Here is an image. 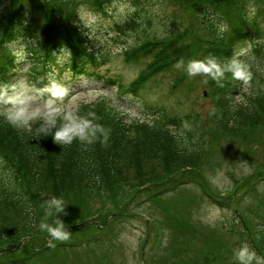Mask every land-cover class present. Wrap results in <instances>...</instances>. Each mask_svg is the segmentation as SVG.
<instances>
[{"label": "trees", "instance_id": "obj_1", "mask_svg": "<svg viewBox=\"0 0 264 264\" xmlns=\"http://www.w3.org/2000/svg\"><path fill=\"white\" fill-rule=\"evenodd\" d=\"M110 2L10 0L8 12L0 11V82L8 81L16 69L13 42L20 36L34 39L37 33L29 53L36 84L42 85L44 81L36 79V73L43 74L59 50L68 48L71 54L62 70H76V61L86 56L82 54V28L74 22L76 14L84 4L90 9L101 10ZM178 2L191 12L208 2L207 16L214 15L226 26L223 38L217 34L218 26L212 19L207 22L202 18L206 38L194 37L188 41L190 34L180 31L146 40L149 42L137 47L135 55L131 56L134 59L143 55L153 58L141 72L142 80L152 77L151 68L159 66V71H166L175 68L181 58L185 63L208 56L227 61L233 57L236 40L247 36L253 28L258 32L255 50L264 52V0H174L175 4ZM248 2L251 7L246 10ZM254 7L261 9L255 11ZM88 60L84 61V73L90 75ZM112 77L111 84L124 90V85ZM178 81L183 82L182 79ZM135 82L137 80L130 84ZM222 83L223 87L208 80L217 104L213 109L215 112L212 110L207 117L193 110L183 118L171 115L168 119L159 108L151 111L154 112L152 116L156 115L154 119L134 117L130 120L127 113L105 99L82 104L78 107L80 114L94 110L101 117L98 122L111 130L106 144L97 141L85 147L77 141L62 147L54 143L51 134L35 139L27 133H18L0 118V264H39V261L44 264L51 261L53 255L76 248L73 244L77 242L87 245V249L99 250V259L104 260L115 246L104 240L109 224L136 216L131 214L132 207L140 202L144 192L156 200L170 192H186L190 184L213 195L214 202H230L257 179L262 178L264 185V159L258 158H252L250 164L261 169L246 178L232 175L233 184L225 191H215L207 178L206 166L212 167L213 160L210 159L217 150H222V144L231 153L250 147L243 151L244 159L258 144L264 147V91L260 93L253 89L251 93L240 94L242 84L233 80L230 73ZM135 91H140L139 86ZM239 95L245 96L247 108L237 103ZM184 122L191 126L190 130L184 127ZM250 128L256 129L257 140L246 147V143L253 141L250 137L247 142L248 133L254 136L247 131ZM130 133H134V137ZM203 133L212 137L209 142L205 141ZM219 155L226 157L227 154ZM258 190L259 186H255L254 194ZM51 196L63 197L67 205L68 215L61 214L60 218L72 235L64 243L50 240L38 227L44 217L43 201ZM257 199L260 200L258 205L230 202L228 209L232 217L230 224L225 222L222 227L225 235L222 239L214 236L215 229L193 233L186 218L171 214L178 226L188 232L184 238L188 243L184 247L175 245L171 248V264H238L234 253L244 243L264 256V199L259 196ZM245 206L260 220L251 219ZM98 236L102 237L98 240ZM23 240L31 243L33 249L24 252L15 249ZM167 259L161 256L155 264H163Z\"/></svg>", "mask_w": 264, "mask_h": 264}, {"label": "rangeland", "instance_id": "obj_2", "mask_svg": "<svg viewBox=\"0 0 264 264\" xmlns=\"http://www.w3.org/2000/svg\"><path fill=\"white\" fill-rule=\"evenodd\" d=\"M9 3L10 0H0V11L7 13ZM207 6L208 2L199 5L191 12L179 2L175 4L174 0H118L109 7L106 13H95L83 6L80 10V23L84 24L83 32L88 40V49L93 50L95 56L92 59L99 67V69L96 68V73L114 76L116 77L115 80L118 79L121 83L124 82L123 84H126L139 76L146 65L153 60L152 57L145 55L139 59L131 57L135 55L137 47L145 44L144 42H149L146 40L151 39L152 41L155 38L171 36L175 32L180 31L190 34L188 41L194 37L206 38L203 19L208 22L210 18L216 26L219 27L221 25L220 20L214 15L210 14L209 17L207 16V9H205ZM250 7L251 4L248 2L246 10ZM260 9L254 7L255 11ZM251 16L253 15L251 14ZM20 37L13 42L12 48L17 53L22 44L26 45V59H22L18 63V57L15 55V61L17 62L15 68L17 69L15 70L14 79L18 75H26L31 82L35 83L34 70L31 68L29 53L30 46L36 42L38 33L34 36V39H23ZM255 49V46L251 47L249 44L243 47H237L236 45V52L238 55H243L242 60L251 66L254 78L249 85H245V94L254 90L260 93L264 91V52L258 54ZM68 58H70L68 51L59 50L57 56L53 57L57 64L54 61L50 62L51 67L48 68L49 72L45 76H47L48 81L50 77L57 79L70 90L69 100L76 108L82 104L95 102L102 95L115 98L114 103L120 105L123 112L129 115L130 120L134 117L151 120L154 112H150L152 110H160L159 108H161L162 113L166 114L168 119L171 118V115L182 118L193 110L200 112L203 117H207L216 107V98L212 93L213 91L209 88L208 83H203L205 78H200L199 76L189 78L186 72L180 69L171 68L168 72L155 75L142 94L134 95L129 93L128 95L117 97V86H113L109 90L103 88L101 81L89 80L88 76L83 73H75L68 68L61 72V66ZM152 71L155 72V69ZM152 71L150 72L152 73ZM39 78L40 76L36 75V79L39 80ZM178 79H182L183 82L178 87H175V81L179 82ZM244 97L243 95L239 96L242 100L245 99ZM236 101L239 103L237 97ZM169 127L173 126L170 125ZM247 131H251L254 134V136L247 134V142H250V137L253 138L250 143L245 142L246 147H249L254 140H257L256 129L250 128ZM202 136L207 142L212 138L207 133H203ZM248 149L250 147L231 153L229 148L222 144V150L216 151L215 156L210 159L213 160L212 167L206 166L208 180L214 190H227L233 184L232 175L246 178L261 169L252 166L250 162L252 158L264 159V147L258 144L256 150L251 149L248 156L244 159L243 151ZM222 153L227 154L226 157L219 155ZM186 189L187 191L180 195L185 197L181 201L180 210L186 215V224H189L193 233H198V230L201 233H205L215 229L213 234L217 239L225 238L222 227L225 226V222L230 224L229 219L230 216L232 217V213L222 210L218 203L213 205L206 201L201 189L196 188L194 190L192 187H186ZM259 192L257 196L260 198L264 197V186L259 188ZM147 194L148 192H144L140 196L141 206L131 212V214L136 216L122 219L114 225L113 230L116 231V236L110 235V238H113L111 245L115 246L111 251L107 252V257L104 260L99 259L101 257L99 250L80 246L79 248L63 250L62 253L55 254L51 261L44 264H145L142 252H144L145 259L146 253H149L150 264H153L154 261L152 259L154 257L157 261L161 256L168 258L163 264H171V259H173L171 248L175 245L181 248L184 247L183 245L188 243L184 239L188 232L182 230L170 214L173 201L171 197L164 199L167 207L162 208L159 207L158 202L160 201L148 202L145 197ZM257 196L253 202H248L249 205L260 204ZM135 206L136 204L133 207ZM245 211L251 219L260 220L258 215L250 212L246 206ZM147 215H152L157 222L156 227L149 226L150 231H148L145 221ZM172 219L176 222L174 230ZM159 220H163L164 224ZM159 231L163 233L161 241L157 240ZM146 237H148L147 241L143 245L142 242ZM165 239H167L166 246L163 243ZM107 244H110V242ZM142 245L144 250L141 252ZM76 246L78 247L79 245L76 244ZM31 247V243H26L23 240L15 249H22L24 252L33 249ZM160 248L165 250L160 252ZM38 263L41 264L40 261Z\"/></svg>", "mask_w": 264, "mask_h": 264}, {"label": "clouds", "instance_id": "obj_3", "mask_svg": "<svg viewBox=\"0 0 264 264\" xmlns=\"http://www.w3.org/2000/svg\"><path fill=\"white\" fill-rule=\"evenodd\" d=\"M225 29V25H219L217 34L221 38ZM25 48L26 45L22 44L19 51L14 53L18 63L26 59ZM174 67L185 71L189 78L202 76L205 78L203 83L207 84L211 79L221 87L228 73L233 80L241 81L244 85H249L253 79L251 66L237 56L224 62L214 56L190 59L187 63L181 58ZM69 96L70 90L55 78L50 77L47 84L37 87L26 75H18L12 81L0 82V118L18 133H27L35 139L51 134L54 143L62 147L71 146L77 141L85 147L97 141L106 144L111 130L98 122L101 117L94 110L80 114ZM237 100L243 107L249 106L246 100L239 97ZM184 127L191 129L187 122H184ZM129 135L134 137V133ZM42 207L44 217L38 225L39 230L46 232L50 240L61 243L69 241L72 232L60 218L61 214L68 215L63 197L51 196L43 201ZM163 243L166 246L167 239ZM234 255L238 264H264V256L258 255L247 243L239 247Z\"/></svg>", "mask_w": 264, "mask_h": 264}]
</instances>
